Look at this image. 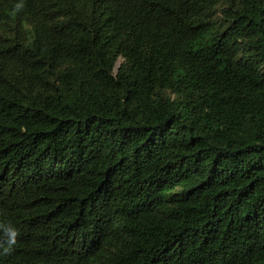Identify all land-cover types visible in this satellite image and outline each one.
I'll return each instance as SVG.
<instances>
[{"label": "trees", "instance_id": "1", "mask_svg": "<svg viewBox=\"0 0 264 264\" xmlns=\"http://www.w3.org/2000/svg\"><path fill=\"white\" fill-rule=\"evenodd\" d=\"M0 264H264V0H0Z\"/></svg>", "mask_w": 264, "mask_h": 264}, {"label": "clouds", "instance_id": "2", "mask_svg": "<svg viewBox=\"0 0 264 264\" xmlns=\"http://www.w3.org/2000/svg\"><path fill=\"white\" fill-rule=\"evenodd\" d=\"M0 228H4V225L0 224ZM3 231L6 239L3 243H0V248H3V254L7 255L11 253L16 245L19 231L13 227H8Z\"/></svg>", "mask_w": 264, "mask_h": 264}]
</instances>
